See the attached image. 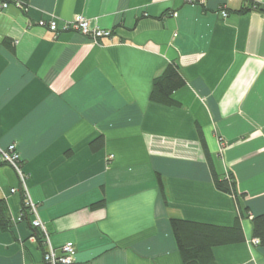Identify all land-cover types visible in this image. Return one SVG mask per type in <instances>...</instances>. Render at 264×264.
Returning a JSON list of instances; mask_svg holds the SVG:
<instances>
[{
  "label": "crops",
  "instance_id": "obj_1",
  "mask_svg": "<svg viewBox=\"0 0 264 264\" xmlns=\"http://www.w3.org/2000/svg\"><path fill=\"white\" fill-rule=\"evenodd\" d=\"M245 1L0 0V148L16 145L49 240L72 242L75 264H183L171 218L235 223L237 202L216 189L199 130L247 209L245 240L214 247V262L264 264L251 223L264 217V12L237 13ZM76 15L112 37L93 42L38 25ZM170 62L186 81L173 93L179 106L150 101ZM19 185L0 165L13 221L0 230V264H45L21 220Z\"/></svg>",
  "mask_w": 264,
  "mask_h": 264
},
{
  "label": "trees",
  "instance_id": "obj_2",
  "mask_svg": "<svg viewBox=\"0 0 264 264\" xmlns=\"http://www.w3.org/2000/svg\"><path fill=\"white\" fill-rule=\"evenodd\" d=\"M12 0H2V2H11ZM22 3V7L26 6L28 0H18ZM250 11L264 12V7L255 1L246 0L245 6L237 13H245ZM1 44H7L4 40ZM186 81L180 72V67L176 62L168 63L162 71L154 78L152 90L150 93V101L164 106H179L173 98V93L182 88ZM199 130V129H198ZM199 140L208 162L213 182L217 190L232 195L238 205L239 214L232 226H219L208 223L195 222L181 218H171L170 227L176 241L178 252L183 264H215L212 249L217 246L240 243L245 240L240 220L246 215L247 209L241 207V198L243 195L237 192L236 180L233 174L220 176L215 170L213 159L209 153L204 136L199 130ZM103 138L98 137L90 143L92 151L98 150L102 146ZM0 165L4 163L0 162ZM158 186L162 197L165 201V191L162 180L157 177ZM22 194L21 220H27L30 223V214L25 206V199ZM166 203V201H165ZM104 201L100 200L91 204L92 208L103 206ZM254 238H258L260 246L264 247V217L262 215L251 216ZM13 221L8 212V206L4 199L0 198V230L10 231ZM30 227H32L30 225ZM33 235L38 245L43 248V236L39 230L33 228Z\"/></svg>",
  "mask_w": 264,
  "mask_h": 264
},
{
  "label": "built area",
  "instance_id": "obj_3",
  "mask_svg": "<svg viewBox=\"0 0 264 264\" xmlns=\"http://www.w3.org/2000/svg\"><path fill=\"white\" fill-rule=\"evenodd\" d=\"M2 6L6 7L7 3L2 2ZM222 15L223 17H226L228 14L227 12L223 11ZM38 25L45 27L54 33L73 30L87 37L93 42H97L103 38H111L113 34L111 29L101 28L83 15H76L73 19L64 21L61 26L59 25L58 20L54 18L42 19L38 21ZM0 162L10 166L15 171L19 179L20 185L17 190L23 192L25 206L27 207L28 213L31 216V226L39 230L43 236V260L45 264H75V247L72 242H67L57 248L51 244L45 226L38 216L37 204L31 201L27 193V176L22 169V162L15 144H10L6 148H0ZM15 190L16 189H12V192ZM32 239L36 240L34 235H32ZM252 243L254 245H259L260 241L258 238H254L252 239Z\"/></svg>",
  "mask_w": 264,
  "mask_h": 264
}]
</instances>
